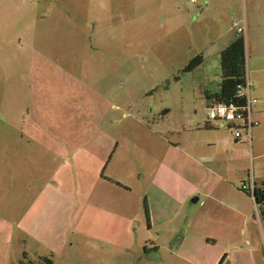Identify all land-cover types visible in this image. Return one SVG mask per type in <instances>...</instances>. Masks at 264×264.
Here are the masks:
<instances>
[{
    "label": "rangeland",
    "instance_id": "1",
    "mask_svg": "<svg viewBox=\"0 0 264 264\" xmlns=\"http://www.w3.org/2000/svg\"><path fill=\"white\" fill-rule=\"evenodd\" d=\"M194 1L0 0V264H43L31 253L45 247H60L59 254L47 255L54 264H212L222 254L227 264H244L247 247L256 254L254 264H264L262 240L250 219L239 242L203 239L215 233L206 220L209 210L202 205L212 180L208 175L217 167L205 162L219 161L218 176L234 179L225 153L208 143L213 136L229 142L232 137L217 122L209 123L217 126L215 131L197 130L206 122L202 91L218 88L217 57L234 23L241 27L243 42L253 46L245 49L244 65L250 110L258 124L251 131L250 147L237 145L245 149L235 176L243 183L234 182L239 189L251 186V180L256 186L264 183V34L253 25L254 20L264 25V4ZM180 142L192 146L196 163L167 150L168 144L184 146ZM108 155L104 175H114L130 188L120 198L129 203L126 250L91 237L76 236L74 243L66 232L57 241V228L37 218L31 229L42 235L40 245L15 232V221L35 195L43 200L36 215L47 209L49 221L59 215V207L49 205L55 196L44 185L58 186L65 177L66 219L75 213L83 226L91 221L89 230L80 229L98 236V222L117 214L116 206L106 208L117 195L109 185L98 187L94 168ZM168 155L181 168L167 179L176 191L183 190L182 179L197 184L200 198L187 206L194 212L193 230L184 227L177 206H170L160 193L161 212L156 214L176 218V233L168 242L162 233L156 240L157 254H143L138 250L141 241L155 239L154 230L145 233L142 200L147 197L156 204L149 182L160 159ZM196 170L201 174L194 181L191 174ZM71 200L81 201L79 211L70 207ZM148 204L154 213L155 205ZM182 211L187 217L184 207ZM253 239L258 244H251ZM22 251L27 252L24 260Z\"/></svg>",
    "mask_w": 264,
    "mask_h": 264
},
{
    "label": "crops",
    "instance_id": "2",
    "mask_svg": "<svg viewBox=\"0 0 264 264\" xmlns=\"http://www.w3.org/2000/svg\"><path fill=\"white\" fill-rule=\"evenodd\" d=\"M256 1H259L260 5L264 4V0H256ZM193 4H195V1ZM253 22H254L253 25L258 31V33L261 31V33L264 34V25H261L262 23L261 22L258 23V21L256 20H254ZM243 26H244L243 27L244 31L247 32L246 31L247 30L246 21H244ZM237 28L241 31L243 35L241 27L237 26L234 23L230 25L231 31L236 30ZM253 30L256 31L255 29ZM257 37H259V35H257ZM229 40H231V36L230 38L226 40V43L223 47H225L228 44ZM246 40H247V36H246ZM243 44H244V55H245V49L247 50L248 46H250L252 50L253 46L251 45V43L243 42ZM255 52L256 53L259 52L258 47L257 49H255ZM244 78L247 81L246 75ZM204 92L214 94L216 91H204ZM204 103H205V106L208 107L211 104V101L210 102L204 101ZM250 112H251L250 114L251 119L254 122H256L257 118L252 115L251 110ZM257 125L255 127H257ZM216 127L217 126H209V123L205 122L202 124V128L200 127L201 129L198 128L197 130H203L205 133L209 129H212V131H215ZM255 127H252V129ZM225 130H228V129H225ZM210 141H212L213 143H208V146H215L219 150L225 153V155L223 156L226 157L227 162H229L230 165L233 167V169L229 171V175L232 176L234 179L228 180L226 178H222L218 176L219 174L218 167H220L219 161L209 160L205 162L208 166L214 164L217 167H215V169L210 172L211 174L208 175L212 177V180L209 181L210 188L203 196V199H205V201H204V204L202 205V207L206 205L207 206L206 210H209L206 220L208 221V223H210V228L215 233L212 235H209L208 237L206 236V238H203V239L206 240V242H212V243H214V241H216L217 239L226 241L229 244H232V242H239L241 239L240 235L244 233V229L247 225V219H250L251 224H252L251 226L255 227L257 235L262 240V242H260V247L264 249V215L262 214V210L261 208H258L257 206L254 205L252 201V197L250 195H247L246 193L241 191L238 187H235L236 186L235 182H237V184L243 183V181L240 179H237L236 181L235 176L239 175V170H238L239 167L237 166L238 163L241 160H243V158H245V149L237 145H242L245 142L236 141L233 138H232V141L229 142L230 140L226 137L225 138L223 137L220 139V138H215L214 136L212 137ZM250 141H251V138H250ZM250 141H249V144H247L246 142L248 147H250ZM180 144L184 145L183 142H180ZM163 150H164L163 151L164 153L166 151V147L163 148ZM167 150H169L173 154H174V151H176L180 156L185 157L186 160L192 163H196V161L194 160V156L192 155V146L190 145L188 146L184 145L182 147H179L177 144H173V147H172V145L169 146L168 144ZM74 155L75 154H72L70 159H72ZM261 156L263 155L262 154L257 155L256 157L261 158ZM105 158H106L105 162L99 159L97 160V162L94 163L95 164L94 168L97 169L95 171L97 173L96 181H97L98 187L101 186L103 188L104 187L107 188L106 185H109L110 191L113 194L117 195V198L116 199L114 198V200L110 202L109 205H107L106 207V208H112L113 206H116L115 209H116L117 214L115 218L104 219L103 221L98 222L100 224V226L97 229L98 236H96L95 233L91 231L83 232L80 229V225H81L83 227V230H89L92 224L91 221H89L88 223L85 224V226H83L81 224V217L79 216L77 218V215H75V213L73 215H70V219H66L64 215V209H65V206L67 205V201L63 199V196L66 195L65 190L67 188V184H65L67 182L65 177H62V178L60 177V179L62 180V183L59 182L58 186H56L55 183L53 184L50 183V186H48V184L44 185V187L45 186L50 187V190L48 189V192L51 191L50 194L52 193V195L55 196V200H51L52 203L49 205L53 206L54 208H55V205L59 207V215L54 217V219L51 221H49V217H48L49 209L45 211L43 210L38 215H36L42 207L41 203L43 202V200H40V198H38V195H35L34 197L32 196L33 198L31 200L30 205L27 204L26 210L24 211L23 215H21V217L17 219V222L15 221V225H16L15 232H18L16 229L20 230L26 237H28V238H25L26 240L29 239L30 241H32L31 242L32 245H35V244L40 245L42 242L41 240L42 235L40 233H36L32 231L31 229V227L34 224L33 220L37 218L38 219L37 222L39 220L46 221L51 226V229L57 228V232H58V234H56L57 241L64 239V237H66L65 236V232H66L71 235V237L68 238V240H71V238H73L72 240L74 243H75L76 236L79 238L81 237L90 238L91 237L94 242L96 240H98L97 242H107L109 244L108 247L112 246L111 243L114 242L117 247L124 248V250H126V248H128V245H129L127 244L129 241L127 238V234H128L127 224L130 220V218L128 217L129 203L127 201L125 202V200L120 201V198L121 196L126 194L128 192V189L130 188H129V185L120 182L116 176L114 175L105 176L104 175V171H106V168H107V162L108 160H110V155L106 156ZM65 163L66 162L63 161L60 164L62 165ZM180 164H181V161H180ZM169 166H173L176 171H171ZM200 169H202V171L204 170L207 172L209 170V168H205V167L204 168L201 167ZM59 170H56L55 175H57V172ZM79 170H80V167H78L76 174L77 173L79 174ZM180 170L181 168L177 164V161L173 158H170L168 155L160 159V162H159L158 167L156 168V171L152 174V178L149 182V185L151 188L149 195H151V197L155 200L156 204H154V202H152L150 198L144 197V200H142V202L144 203H142L141 208L143 211L142 216H143V226L145 229V233H148L149 231L151 232L152 230H154L155 240L150 241L149 239H145V241L144 240L141 241V245L139 246L138 250H140L143 254H145L146 252H149V253L152 252L153 254H157L158 247L156 245V240L160 239L161 234L162 233L167 234L166 242H168L171 239V236L176 233L175 230L173 229V224L177 223L176 218L162 219L158 217L156 214V212H161V209L157 208V206L159 205L158 202H160V199L158 197L160 193H161V196L164 197V200H168V202H170V206L171 204H174L177 206V209L180 212V217L184 220V223H185L184 227H186V229H189L190 232H192L193 230V224H194L193 221L195 219L194 212H192L191 209L188 208L187 206H188V203L190 204L197 203L200 198L199 194L197 193V190H198L197 184L194 182L186 183L185 179H182V182L184 183V185L182 186L183 190L176 191V189L174 188V184H171L167 180L170 177V174H172L173 177H176L177 174L180 172ZM241 172H243V169L240 171V173ZM198 173L201 174V171L196 170L195 173L191 174L192 176H194V181L196 177L199 176ZM251 182H252V185H251L252 187L264 188V183L259 182V186H256L254 181L251 180ZM164 190L166 192H161ZM26 191H29V189L26 188ZM85 198L88 200V196ZM80 202L81 201H79L78 204L77 202L73 204L74 201L71 200V204L69 205L71 207L73 204V207L75 208V212H76V210L79 211V209L81 208ZM148 202H150L151 205H155L156 208H154V213H150V210L147 207L149 205ZM183 207L188 215L187 217L185 216V212L182 211ZM155 220L160 221V222H156ZM22 221H23V224H22ZM161 221L164 222L163 229L160 228L162 224ZM114 225L116 227L113 228ZM257 226L259 230L257 229ZM240 228H241V231H240ZM115 230H116V233H114L115 235H113V232ZM119 230H120V233H118ZM123 230H124V234L122 233ZM20 240L22 243L25 242V240H22V239ZM254 243H256L255 239H253V242H251V244H254ZM258 249L259 247L257 248V250ZM60 252H61L60 247L55 248V249L45 247V248H38L36 252H33L31 254L33 257L37 258L40 261L42 259H47L48 258L47 255L51 257L54 254H59ZM26 253L27 252L25 251H22L20 253L21 258H22L21 255H23L22 260L26 259V255H27ZM255 256L256 254H253L251 252L250 247H247L246 250L243 252L244 264L246 263L254 264ZM220 258L223 259L222 264L224 263L227 264L225 260L226 258L225 254L219 255L217 258L213 259L212 264H216ZM50 262L51 264H54L53 260L51 259H50ZM19 264H23V263L19 262Z\"/></svg>",
    "mask_w": 264,
    "mask_h": 264
},
{
    "label": "trees",
    "instance_id": "3",
    "mask_svg": "<svg viewBox=\"0 0 264 264\" xmlns=\"http://www.w3.org/2000/svg\"><path fill=\"white\" fill-rule=\"evenodd\" d=\"M243 35L241 32L232 31L231 40L219 52L218 67L219 81L218 89L214 94L205 93L202 97L206 102H221V104H234L237 109L243 108L245 101L242 98L236 97L238 87L244 85L245 65H244V44ZM252 197L255 206L261 208L264 215V188L252 187V190L243 191ZM23 258V255H21ZM43 264H51L48 259L40 260ZM223 259L220 258L216 264H222Z\"/></svg>",
    "mask_w": 264,
    "mask_h": 264
},
{
    "label": "built area",
    "instance_id": "4",
    "mask_svg": "<svg viewBox=\"0 0 264 264\" xmlns=\"http://www.w3.org/2000/svg\"><path fill=\"white\" fill-rule=\"evenodd\" d=\"M190 3H194V0H189ZM236 32H241L238 28ZM236 92V97L242 98L245 101L243 108L237 109V106L234 104H221V102H213L208 107H206V122H217L220 123V128L228 129L230 131L232 138L236 141H244L249 144L251 138V129L257 125L251 119L250 112V100L248 97L249 84L244 78V85L238 87ZM223 107L225 112L223 115L220 113V108ZM212 113L215 115L213 116ZM229 114H231V119H229ZM241 191L252 190V186L247 184H242L240 187Z\"/></svg>",
    "mask_w": 264,
    "mask_h": 264
},
{
    "label": "clouds",
    "instance_id": "5",
    "mask_svg": "<svg viewBox=\"0 0 264 264\" xmlns=\"http://www.w3.org/2000/svg\"><path fill=\"white\" fill-rule=\"evenodd\" d=\"M224 112H225V109H224L223 107H221V108H220V113H221V115H223ZM212 115L214 116L215 114L212 113ZM231 118H232V117H231V114H229V119H231Z\"/></svg>",
    "mask_w": 264,
    "mask_h": 264
}]
</instances>
